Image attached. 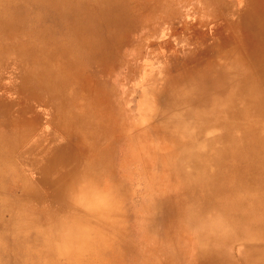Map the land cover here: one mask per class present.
<instances>
[{"label": "rangeland", "instance_id": "1", "mask_svg": "<svg viewBox=\"0 0 264 264\" xmlns=\"http://www.w3.org/2000/svg\"><path fill=\"white\" fill-rule=\"evenodd\" d=\"M0 264H264V0H0Z\"/></svg>", "mask_w": 264, "mask_h": 264}, {"label": "bare ground", "instance_id": "2", "mask_svg": "<svg viewBox=\"0 0 264 264\" xmlns=\"http://www.w3.org/2000/svg\"><path fill=\"white\" fill-rule=\"evenodd\" d=\"M78 43H79V42H78ZM85 44H86V43H85ZM85 44H84V45H85ZM81 45H83V44H81ZM96 45L98 46V44H96ZM81 47H82V46H81ZM79 48H80V47H79ZM85 48H86V47H85ZM92 48H93V46H92ZM95 48H96V47H95ZM97 48H98V47H97ZM84 50H85V49H84ZM89 52H90V51H89ZM93 53H94V52H93ZM81 54H82V53H81ZM91 54H92V53H91ZM77 55H78V54H77ZM93 56H94V55H93ZM95 56H97V55H95ZM95 56H94V57H95ZM78 57H79V56H78ZM84 63H85V62H84ZM41 80H42V79H41ZM41 80H40V82H41ZM21 82H22V81H21ZM46 82H47V81H46ZM35 83H37V82H35ZM39 84H40V83H39ZM46 84H47V83H46ZM21 85H22V84H21ZM36 85H38V83H37ZM22 86H24V83H23ZM34 86H35V85H34ZM28 88H29V87H28ZM32 88H34V87H32ZM39 88H41V87H39ZM37 89H38V88H37ZM38 90H39V89H38ZM60 90H61V89H60ZM7 92H8V91H7ZM34 92H35V91H34ZM65 92H66V91H65ZM10 93H11V92H10ZM18 93H19V92H18ZM34 94H35V93H34ZM37 94H38V93H37ZM17 95H18V94H17ZM19 95H20V94H19ZM38 98L40 99V97H38ZM23 100H24V99H23ZM36 100H37V99H36ZM67 100H69V99H67ZM63 103H64V102H63ZM18 104H19V103H18ZM64 104H65V103H64ZM26 105H28V104H26ZM58 105H59V104H58ZM35 107H36V106H35ZM25 112H26V111H25ZM78 112H79V111H78ZM51 113H52V112H51ZM25 114H26V113H25ZM25 114H24V115H25ZM59 114H61V113H58V115H59ZM52 115H53V114H52ZM64 115H65V114H64ZM67 115H68V114H67ZM50 116H51V115H50ZM74 116H75V115H74ZM59 117H60V115H59ZM23 118H24L25 120H18L17 122H15L14 124H12V126H13V127H12V128H13V129H12V132H13L14 129L16 130V129L24 128V127L30 125V123H28L29 119H26L25 117H23ZM75 118H76V117H75ZM95 118H97V117H95ZM49 119H50V122H51V123H52V122H53L54 124L57 123V122H56V117H55V116H54V117H49L48 120H49ZM81 119H82V118H81ZM82 120H83V119H82ZM82 120H81V121H82ZM58 121H59V120H58ZM96 121H97V120H96ZM29 122H30V121H29ZM59 122H60V121H59ZM83 122H85V121H83ZM83 122H82V123H83ZM86 122H87V119H86ZM86 122H85V123H86ZM56 125L59 126V127L61 128V125H59V123H57ZM85 125H86V124H85ZM85 125H84V127H86ZM89 126H90V125H89ZM65 127H66V126H65ZM113 127H114V126H113ZM120 127H121V126H120ZM15 130H14V135H15ZM46 130H47V129H44L42 132L45 133ZM17 131H18V130H17ZM17 131H16V133H18ZM63 131H64V133H66V134L68 133V134L70 135V132H69L68 130H65V129L63 128ZM19 132H20V131H19ZM42 132H41V133H42ZM44 133H43V134H44ZM16 135H17V134H16ZM8 137H9V136H8ZM173 158H174V157H173ZM176 160L179 161L180 159H178V158H177V159H169V158H168V159H167V164H168L169 166H171L172 164L178 163ZM184 160L188 161V159L182 157L181 161H184ZM186 161H185V162H186ZM244 253H245V252H244ZM256 263H257V262H256Z\"/></svg>", "mask_w": 264, "mask_h": 264}]
</instances>
